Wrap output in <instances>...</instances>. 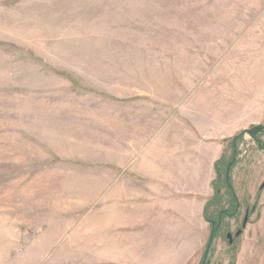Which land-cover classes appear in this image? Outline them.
Returning <instances> with one entry per match:
<instances>
[{
	"label": "rangeland",
	"instance_id": "rangeland-1",
	"mask_svg": "<svg viewBox=\"0 0 264 264\" xmlns=\"http://www.w3.org/2000/svg\"><path fill=\"white\" fill-rule=\"evenodd\" d=\"M258 124L264 0H0V264H173L171 233L183 246L199 234L198 264L210 226L200 204L156 214L185 199L167 179L176 193L204 187L210 141ZM232 138L209 218L228 206L234 151L238 211L258 208L264 130L262 148ZM252 215L231 246L212 245L211 264H238L245 245L247 264H264V216Z\"/></svg>",
	"mask_w": 264,
	"mask_h": 264
},
{
	"label": "crops",
	"instance_id": "crops-1",
	"mask_svg": "<svg viewBox=\"0 0 264 264\" xmlns=\"http://www.w3.org/2000/svg\"><path fill=\"white\" fill-rule=\"evenodd\" d=\"M236 134H239V131H235L233 134H231V137L210 141L212 143L219 144V146L216 148L217 149V155H216L215 161H211L212 162L211 163V171L212 172L210 174H212V176L208 179V181H207L206 185H204V187L199 188V187L195 186L194 189L185 188V189H183V191L181 193H176V190H174V189H177L178 186H176L175 183H173L170 179H167V181L169 183L167 185L168 186L167 188H171V193H170L171 196H175L176 194H180L183 197H185V199H183V201H181V199H179L177 201H174V200L169 201L168 205L165 206L166 209H168V212L165 214H159V213H156V214H158L160 216H198V214H195V213L192 214V209L190 207L196 206V208H197V205L200 204L199 211H198L199 216H204L203 211H204L205 205L210 200V198H212V196H213V187H211V186H212V182L216 176V174H214L215 173L214 164H215L216 160H218L221 157V155L223 154V149H222L223 148V141H225L227 139L228 140L231 139ZM152 170H153L152 168L148 169L149 172ZM259 195L257 196L258 200L256 201V205H258V208H256L255 213H253L254 216H264V186L261 189V192ZM152 209H154V208H152ZM150 215H152V214L150 213ZM150 215L144 213L143 216H150ZM257 233H256L255 237H258V236L264 237V235H263L264 231L259 230V233L258 234ZM171 235L173 237L172 238L169 237L170 240H167L166 238H164V239H166L168 242V247H167L166 251L172 252L174 255L172 257H169L168 259H164L163 262L171 261L173 264H174V262L176 264H190L191 261H194L196 258H199V254H200L199 249H201V247H203L201 245L202 239H200V237H198L199 234L198 235L195 234V236L189 237V238H192V240H191L190 244L185 243V246H183L181 244V242H182L181 240L180 241L177 240L176 234L171 233ZM160 237H162V236L160 235L158 238H160ZM165 237H167L166 234H165ZM160 241H161V239H160ZM171 244L173 245V247L169 248V246ZM180 246H182L181 249H180ZM162 250L163 249H160L159 251H162ZM203 252H204V250H203ZM202 254H201V257H202ZM253 254L254 253L251 252V249L249 250L246 248V245L239 247V249L237 251V259L236 260L238 261V264H247V260L250 259ZM201 257H200V260H201ZM199 261H197L198 264H199Z\"/></svg>",
	"mask_w": 264,
	"mask_h": 264
},
{
	"label": "flooded vegetation",
	"instance_id": "flooded-vegetation-1",
	"mask_svg": "<svg viewBox=\"0 0 264 264\" xmlns=\"http://www.w3.org/2000/svg\"><path fill=\"white\" fill-rule=\"evenodd\" d=\"M258 140L259 139H258V135H257V139L255 140V142L257 144H258ZM230 184L231 183L229 182V185ZM224 188H225V191L228 193V197H229L228 201H227L228 206L223 208V209L217 210L218 212L215 214V216L212 219H209V221L207 223L210 226V233L213 231V236H212L213 238H212V241H211L210 246L208 248V252H207V256L205 258L204 264H211L209 262V260H210L209 257H210L211 251H212V249H211L212 245L219 240L221 241L224 238L227 242V246H229V245L231 246L233 244V241L239 237V235H238V237H234L233 235L236 234V232L238 230H240V229L243 230L241 222L244 220L245 216H248V218H247V221H248L249 217L252 215V212L249 210V208L243 209L244 210L243 213H240L238 211L240 209V204L238 203V199L235 198L236 196L234 194L233 187L230 189L229 186H227V184L225 183ZM236 216H242V218L239 222L240 225L239 226L236 225L235 228L232 231H230V229L227 227V224L224 221L226 218L234 219ZM211 222H214V223L211 224ZM210 233H209V235H210ZM229 234H230L231 243H229V238L227 236ZM241 234H242V232H241ZM208 241H209V237H208L207 243H208ZM207 243H206V245H207ZM205 249H206V246H205ZM205 249H204V252L202 254L201 260L199 261L200 262L199 264H202V261L204 260Z\"/></svg>",
	"mask_w": 264,
	"mask_h": 264
},
{
	"label": "water",
	"instance_id": "water-1",
	"mask_svg": "<svg viewBox=\"0 0 264 264\" xmlns=\"http://www.w3.org/2000/svg\"><path fill=\"white\" fill-rule=\"evenodd\" d=\"M263 130H264V124H258V125L253 126L250 129H247V130L242 131L238 136H244L245 134H247V135H249L255 141L257 139V135L260 134ZM258 145H259V147L261 146V142L259 140H258ZM234 160H235V151H234V156L228 162V164L226 166L225 173H224L225 174V182H226L227 186H229L230 189L232 188V186L229 185V174H230L229 172H230L231 166L234 163ZM247 218H248V216H245L244 220L241 222L242 223V228H245V226L247 224L246 223ZM212 223H214V222H211V224ZM241 232H242V230L240 229L233 236L234 237H238V235H240ZM212 236H213V231L210 233V235H208L209 241H208V243L206 245L205 256H204V260L202 261V264L205 263L204 261H205V258L207 256L208 248H209L210 243H211L212 238H213ZM227 236L229 238V243H231L230 234L227 235Z\"/></svg>",
	"mask_w": 264,
	"mask_h": 264
},
{
	"label": "trees",
	"instance_id": "trees-1",
	"mask_svg": "<svg viewBox=\"0 0 264 264\" xmlns=\"http://www.w3.org/2000/svg\"><path fill=\"white\" fill-rule=\"evenodd\" d=\"M240 138V136H235V137H233L232 138V140L234 139V140H237V139H239ZM231 141V140H230ZM231 159H232V156H231ZM222 160H223V155H221V157L218 159V160H216V162H215V164H214V167H215V174H216V180L214 179L213 180V182H212V186L211 187H213V191H214V194H213V196H212V198H210V200L206 203V205H205V208H204V219L208 222L209 221V219H212V218H209V216H208V214H207V212H206V210H208V206L209 205H214V204H216V203H218V198L220 197V189H221V187H219L218 185V181H219V179L221 178V174L219 173L220 172V164L222 163ZM230 160V159H229ZM228 160V161H229ZM231 170V169H230ZM224 173H225V170H224ZM223 173V180H222V182H223V185L222 186H224L225 185V174ZM230 174H229V182H230ZM216 181V182H215Z\"/></svg>",
	"mask_w": 264,
	"mask_h": 264
}]
</instances>
